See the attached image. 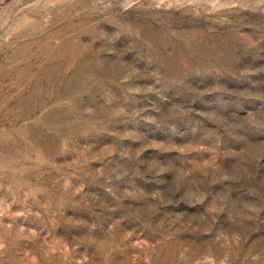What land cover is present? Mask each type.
Wrapping results in <instances>:
<instances>
[{"label": "rangeland", "instance_id": "374dc122", "mask_svg": "<svg viewBox=\"0 0 264 264\" xmlns=\"http://www.w3.org/2000/svg\"><path fill=\"white\" fill-rule=\"evenodd\" d=\"M0 264H264V0H0Z\"/></svg>", "mask_w": 264, "mask_h": 264}]
</instances>
